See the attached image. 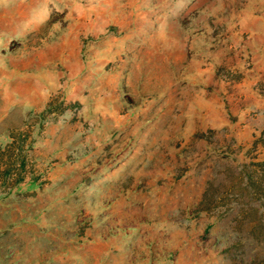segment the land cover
Returning <instances> with one entry per match:
<instances>
[{
    "label": "rangeland",
    "instance_id": "rangeland-1",
    "mask_svg": "<svg viewBox=\"0 0 264 264\" xmlns=\"http://www.w3.org/2000/svg\"><path fill=\"white\" fill-rule=\"evenodd\" d=\"M0 264H264V0H0Z\"/></svg>",
    "mask_w": 264,
    "mask_h": 264
}]
</instances>
